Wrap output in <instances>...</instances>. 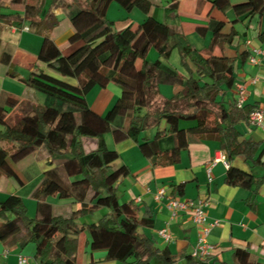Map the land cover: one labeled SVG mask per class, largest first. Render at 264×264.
<instances>
[{"label":"trees","instance_id":"16d2710c","mask_svg":"<svg viewBox=\"0 0 264 264\" xmlns=\"http://www.w3.org/2000/svg\"><path fill=\"white\" fill-rule=\"evenodd\" d=\"M46 1L31 4L29 0H0V22L17 29L28 26L43 35L38 60L47 65V69L36 68L20 77L26 86L44 96V102L33 105L16 124L0 132V175L19 181L13 162L26 159L40 148L49 157L48 167L32 194L37 201L34 218L28 216L20 197L10 196L0 202V240L22 248L35 244L39 264H79V236L87 231L90 251L105 250L108 260L152 264L161 259L171 264L176 257L169 247L156 246L151 237L138 231L139 226L153 225L152 213L141 214V207L133 200L121 201L118 182L130 173V168L124 163L113 166L120 153L109 147L105 134L112 131L116 142L132 139L154 166L180 162L182 152L193 142L218 141L231 162L226 181L250 188L254 174L234 166L233 161L244 155L247 161L264 166L258 143L244 138L237 128L241 122L249 124L250 114L259 106L246 102L238 107L234 91L238 83L237 58L214 53L216 46L232 44L238 31L233 26L227 33V22L211 18L208 26L198 31L202 35L211 32L212 41L199 48L167 20L151 16V0H51L48 6ZM199 1H212L213 8L226 14L233 11L237 17L232 24L241 16L256 15L264 22V0ZM112 2L127 11L140 9L146 19L136 29L131 21L109 20L107 12ZM60 6L66 8L74 27L69 41L80 43L67 55L50 35L59 24L53 9ZM178 7L179 0H172L166 15L176 16ZM5 10L23 13L9 14ZM259 38L263 40L264 31L259 32ZM152 48L158 54L154 60L148 58ZM175 48L188 74L167 62ZM12 57L8 51L2 60L8 74L16 78L19 75ZM112 82L121 93L105 114H99L90 106L87 95L94 87L106 88ZM163 85L173 88L171 96L164 95ZM231 90L234 97L228 98ZM19 101L2 91L0 120ZM152 129L155 135L142 137ZM84 137L96 138L97 148L87 152ZM78 174H83L85 180L74 183L72 177ZM258 182H264V176ZM50 195L71 198L78 206L66 213L57 211L47 201ZM101 207L109 209L101 220L89 224L78 221ZM10 214L14 216L10 218ZM234 257V264H264L247 248L236 249ZM186 264L215 263L209 255L199 259L189 256Z\"/></svg>","mask_w":264,"mask_h":264},{"label":"crops","instance_id":"0c3cea01","mask_svg":"<svg viewBox=\"0 0 264 264\" xmlns=\"http://www.w3.org/2000/svg\"><path fill=\"white\" fill-rule=\"evenodd\" d=\"M38 1L29 0L31 4H37ZM171 1L167 0V7ZM231 1L240 3L246 0ZM51 2V0H47L45 4L48 6ZM151 2V16H155L159 20H167L173 28L188 35L191 42L199 48L209 46L212 41L211 32L202 35L198 31L199 27L208 26L211 18L227 22L225 27L227 33H230L234 26L238 34L233 43L216 46L214 53L218 55L225 53L237 58L239 66L237 82L243 83L247 87V103L264 108V56L254 52V49L257 48L264 50V38L263 40L259 38V32L264 31V22L259 16L251 18L241 16L232 24V21L237 17L236 14L233 11L226 14L213 8L212 1L201 4L199 0H179L177 15L168 17L165 13V19H163L156 15V11L158 7H164V0H151ZM113 7L120 11V18H110L109 14ZM5 12L9 14L23 13L22 10H5ZM53 13L58 20L59 15L65 13L66 18L62 22L71 21L65 7L54 8ZM107 18L116 22L131 21L132 27L136 29L146 19V15L138 8L127 11L120 4L114 5L112 2L107 12ZM62 22L59 21V24ZM25 27L17 29L0 22V94L4 91L20 99L18 105L9 112L6 118L0 120V132L7 126L16 124L32 110L33 105L44 102V96L41 93L26 86L20 80V77H26L36 68L47 69V65L38 60L43 40L41 42L37 37L27 35L34 31L26 30ZM55 29L50 32V35L64 54H70L80 45V43L72 44L69 41L74 30L73 25L62 35H56L53 32ZM5 38L9 42L5 41ZM11 41L14 45L19 42L15 50L12 48L11 50L8 46ZM33 42H36L35 47L28 46ZM8 51L13 55V67L19 75L16 78L8 74V67L2 60L4 53ZM254 55L260 59L258 64L250 61ZM154 57H158L157 52ZM18 68H22L21 72L18 71ZM110 84L106 88L99 86L93 88L94 90H98L97 87L101 88L93 106L90 105L99 114H105L109 110L110 105L117 97L118 90H120L117 86L111 89ZM161 90L166 96H171L174 92L173 88L168 85L165 89L162 87ZM91 92L88 93L87 99L92 94ZM233 93L231 90L226 96L232 98L234 97ZM88 102L91 103L89 100ZM237 128L244 138L258 143V152L263 151L262 161L264 162V130L251 126L248 122L239 123ZM83 142L87 152L95 150L98 146L96 138H85ZM116 149L120 153V159L114 162V167L124 163L130 168V173L118 182L119 196L123 201H135L141 207V214L152 213L153 225L143 226L145 229L140 233L151 237L155 245L160 248L169 247L176 257L175 262L171 264H186L188 262V257L192 256L201 233L189 212L171 218L167 200L157 201L155 198V193L159 189H165L167 195L172 197L192 201L199 199L209 201V205L206 207L208 221L218 220L220 222L212 229L209 236V243L214 247L210 255L215 264H234V253L238 248H247L264 260V182H258L259 178L264 176V166L261 163L253 164L252 161H247L244 155H239L234 159V166L253 173L255 176L254 183L250 188H247L235 186L226 181L230 160L219 161L213 165L216 157H219L221 153H226L219 142L215 140L193 142L188 149L182 152L180 162L160 166H154L152 160L143 154L138 144L132 139L118 142ZM48 158L47 152L40 148L26 159L18 163L13 162L12 166L20 180L10 178L5 174L0 175V202L10 196L20 197L27 207L28 216L32 217L31 213L36 215L37 201L32 194L42 179L43 172L48 167ZM210 168L211 172H209ZM53 206L59 207L55 204ZM9 216L11 218L14 215L10 214ZM167 226L175 239L172 243L166 242L159 235V231ZM89 242L88 232H82L79 236L77 252L79 264H129L123 261L108 260L105 250L91 252ZM22 256L27 258L23 264H39L36 258L35 244H29L22 248L19 244L8 246L0 240V264H20ZM155 261L154 264H166L161 259Z\"/></svg>","mask_w":264,"mask_h":264},{"label":"built area","instance_id":"2783aa9c","mask_svg":"<svg viewBox=\"0 0 264 264\" xmlns=\"http://www.w3.org/2000/svg\"><path fill=\"white\" fill-rule=\"evenodd\" d=\"M25 29L29 30V27H25ZM254 52L264 56V50L261 48L254 49ZM250 61L254 64H258L260 59L254 55L250 58ZM234 91L236 93L238 107H243L248 100L247 87L243 83H237ZM249 124L264 130V108L258 107L250 114ZM219 161H227L226 153H221L219 157H216L213 161V165ZM209 172H211V168ZM155 198L157 201L167 200V208L170 211L172 219L184 212H189L191 214L194 223L199 227L201 233L192 256L196 259L208 257L214 248L213 245L209 243L210 233L215 226L220 224L218 220L213 222L208 221L206 207L209 205V201L205 199L192 201L179 197H172L167 195L165 189H159L155 193ZM159 235L168 243H172L175 240L168 226L162 228L159 231ZM26 261V257L22 256L20 258V264Z\"/></svg>","mask_w":264,"mask_h":264},{"label":"rangeland","instance_id":"374dc122","mask_svg":"<svg viewBox=\"0 0 264 264\" xmlns=\"http://www.w3.org/2000/svg\"><path fill=\"white\" fill-rule=\"evenodd\" d=\"M68 2H71L73 0H67ZM81 1H85V0H81ZM114 5H119L117 2H114ZM168 5V2L167 0H164V7H158L157 8V11H156V15L158 17H161L163 19H165V13H166V7ZM136 9V8H135ZM110 18H117V17H121L120 16V11L117 10L116 8H112L110 14H109ZM66 18V14H61L59 15V21L62 22V20ZM68 21V22H67ZM66 22H62L61 24H59L55 31H53L56 35H62L66 32V30L69 28V27H72V22L67 20ZM72 24V25H71ZM27 35H32L33 37H37L38 39L43 40V35L41 34H38V33H30V34H27ZM68 36V35H67ZM66 36V37H67ZM19 38V37H18ZM5 41L9 42V40H7V38H5ZM15 41V40H14ZM10 49L12 48L13 50H15V47L19 44V42L16 43V45H14V43L11 41V43H8ZM25 44V43H24ZM28 46H32V47H35L36 46V42H33V43H30V45ZM38 46V45H37ZM11 49V50H12ZM155 48H152L149 53H148V58L150 60H153L155 59L156 57H154V54H155ZM167 62H169L170 64L174 65L175 67H177L182 73L184 74H188L189 73V70L188 68L186 67V65L184 64L183 60H182V57H181V54H180V51L178 48H175L171 54V56L169 57V59L167 60ZM189 63L192 65V67H194V64H193V61L191 60V58L189 59ZM138 64L140 65L141 64V60L138 61ZM22 68H18V71L21 72ZM23 72V71H22ZM25 72V71H24ZM26 74V72H25ZM111 86V89H113L114 87H119L117 84L115 83H111L110 84ZM163 89H165L166 86H162ZM96 89V88H95ZM98 90H91L92 94L89 96V101L91 102L90 105L93 106L94 102L96 101V99L98 98L99 94H100V91H101V88H98ZM100 89V90H99ZM120 89V87H119ZM96 91V92H95ZM121 93V89L118 90V93H117V97L115 98V100L112 102V104L110 105L111 107L115 104V102L117 101L119 95ZM160 101V100H159ZM110 107V108H111ZM109 108V109H110ZM155 135V129H152L150 131H147V132H144L142 134V137H148V136H153ZM87 138V137H84L83 140ZM105 138L109 144V147L110 148H115L116 149V145L118 144V142L115 141L114 139V136H113V133L112 131L110 132H107L105 134ZM114 166V164H113ZM85 180V176L83 174H78V175H75L72 177V181L74 183H78V182H82ZM121 201H123V199H121ZM48 202H51L59 207H57V211L59 210L60 212H63V213H66L68 212L71 208H74L76 209L77 208V204L75 205L73 199L71 198H61L59 197L58 195H50L48 196ZM109 211V209L107 207H101L99 209H97L96 211L92 212V213H88V214H84L83 216L79 217L78 218V221L83 224V223H93V222H97L99 220H101V218ZM32 218H34L36 215L35 213H31ZM144 227L143 226H139L138 227V231L139 232H143L144 231ZM156 261L154 260L152 264H154Z\"/></svg>","mask_w":264,"mask_h":264}]
</instances>
